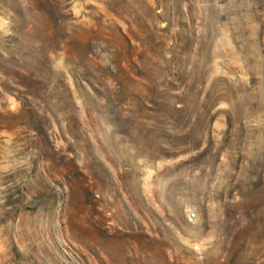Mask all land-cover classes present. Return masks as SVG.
<instances>
[{
	"label": "rangeland",
	"instance_id": "1",
	"mask_svg": "<svg viewBox=\"0 0 264 264\" xmlns=\"http://www.w3.org/2000/svg\"><path fill=\"white\" fill-rule=\"evenodd\" d=\"M0 264H264V0H0Z\"/></svg>",
	"mask_w": 264,
	"mask_h": 264
},
{
	"label": "built area",
	"instance_id": "2",
	"mask_svg": "<svg viewBox=\"0 0 264 264\" xmlns=\"http://www.w3.org/2000/svg\"><path fill=\"white\" fill-rule=\"evenodd\" d=\"M191 217H193V215H191Z\"/></svg>",
	"mask_w": 264,
	"mask_h": 264
}]
</instances>
